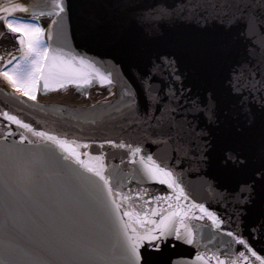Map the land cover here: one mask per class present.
I'll return each instance as SVG.
<instances>
[{
  "label": "snow or ice",
  "instance_id": "6c2138e0",
  "mask_svg": "<svg viewBox=\"0 0 264 264\" xmlns=\"http://www.w3.org/2000/svg\"><path fill=\"white\" fill-rule=\"evenodd\" d=\"M112 7L42 0L13 6L31 8L32 20L4 17L20 54L0 76L16 92L35 101L41 89L119 85L138 138L80 142L0 111L9 126L0 133V264H264L249 243L264 238V0ZM45 15L50 24L36 22ZM193 62L205 72L190 80ZM254 94L258 106L244 102ZM193 164L234 202L231 229L185 182ZM182 246L193 259L166 254Z\"/></svg>",
  "mask_w": 264,
  "mask_h": 264
},
{
  "label": "water",
  "instance_id": "95a60500",
  "mask_svg": "<svg viewBox=\"0 0 264 264\" xmlns=\"http://www.w3.org/2000/svg\"><path fill=\"white\" fill-rule=\"evenodd\" d=\"M39 1L40 3L42 2V0ZM101 2L106 5H112L113 7L109 11L119 14L120 10L116 6L126 2V0H101ZM169 2H172V0H169ZM136 3L141 6V10L147 11L157 3V0H136ZM49 19L48 24H50L54 17H50ZM77 51L89 57L108 59L109 63H115L110 57L102 56L96 51H87L85 49H77ZM12 56H15L13 47L8 43L0 41V67ZM117 67L119 66L117 65ZM204 72L205 69L201 64L195 62L188 64L185 69V75L189 76L190 80L199 79ZM157 78L164 85L165 90L172 84V79L166 71L159 72ZM92 86L97 87V91ZM175 87L178 88L180 85L177 83ZM112 89H114V92ZM197 91L200 96L204 95L202 89ZM38 93L43 95L42 103L36 100H29L8 86H4L0 80V111H9L12 114H17L26 122L32 123L41 130H48L61 135L67 134L70 140L75 139L80 142H88L104 137L127 140L138 138V132L129 127L123 119V105L120 102L119 85L109 88L107 85L101 86L98 82H95L91 86L78 88L74 84H68L63 89L49 91L41 89ZM140 100L141 104H143L142 94ZM244 102L258 106L260 96L259 94H254V98L245 96ZM92 117L96 118L95 123H93ZM201 123L203 122L201 121ZM8 127L7 122L3 118H0V133L5 132ZM10 128L17 132L21 131L15 125H11ZM244 131H247V129H244ZM191 138L195 139V136ZM15 139L18 140L19 137L17 136ZM108 164L109 166H119L120 161L118 158L113 160L109 157ZM190 171L191 175L185 176V182L190 184L198 200L207 203L212 210L218 212L225 220L227 228L231 229L233 223L238 224V216L234 215L236 213L234 202L230 199L225 200L222 198L227 193L219 190L213 191L208 188L204 182L205 178L198 175L199 169L195 164L192 165ZM151 190L157 193L163 192L164 186L155 184L151 186ZM249 243L257 251L258 255L264 256V238H249ZM166 254L173 256L179 254L186 260H191L194 258L195 249L189 246H182L174 250H167ZM178 264H183V261H179Z\"/></svg>",
  "mask_w": 264,
  "mask_h": 264
},
{
  "label": "flooded vegetation",
  "instance_id": "af4514ba",
  "mask_svg": "<svg viewBox=\"0 0 264 264\" xmlns=\"http://www.w3.org/2000/svg\"><path fill=\"white\" fill-rule=\"evenodd\" d=\"M17 1H21V0H0V11H1V9L4 8V6L12 4V3L17 2ZM1 16L2 15L0 13V41L3 43H8L9 45H11L13 47V50L15 51V56H19V54H20L18 51L19 46L16 43L15 34H12L9 30H5L3 28ZM9 19H11L13 22L32 20L33 15L26 16V17L21 16V15H16V16L10 17ZM36 22L43 24L41 17H38Z\"/></svg>",
  "mask_w": 264,
  "mask_h": 264
},
{
  "label": "bare ground",
  "instance_id": "6f19581e",
  "mask_svg": "<svg viewBox=\"0 0 264 264\" xmlns=\"http://www.w3.org/2000/svg\"><path fill=\"white\" fill-rule=\"evenodd\" d=\"M0 80L4 84V86L8 85L7 81L2 76H0ZM42 99H43V95H37V99H36L37 102L42 103Z\"/></svg>",
  "mask_w": 264,
  "mask_h": 264
},
{
  "label": "rangeland",
  "instance_id": "374dc122",
  "mask_svg": "<svg viewBox=\"0 0 264 264\" xmlns=\"http://www.w3.org/2000/svg\"><path fill=\"white\" fill-rule=\"evenodd\" d=\"M7 81V80H6ZM7 83H8V81H7ZM8 85L12 88V86L8 83Z\"/></svg>",
  "mask_w": 264,
  "mask_h": 264
}]
</instances>
